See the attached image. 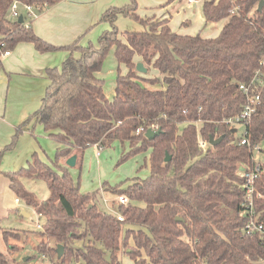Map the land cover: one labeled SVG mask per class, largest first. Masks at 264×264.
I'll use <instances>...</instances> for the list:
<instances>
[{
	"label": "trees",
	"instance_id": "trees-1",
	"mask_svg": "<svg viewBox=\"0 0 264 264\" xmlns=\"http://www.w3.org/2000/svg\"><path fill=\"white\" fill-rule=\"evenodd\" d=\"M14 1L43 8L60 0H0V34L6 43L1 46L0 41V56L21 42L33 43L41 53L68 52L60 67L46 70L50 82L40 106L0 149L1 160L32 121L64 145L51 163L35 152L16 171L0 169L17 198L44 218L39 233L45 239L36 245L39 253L54 264H124L125 256L132 264H261L264 237L242 230L248 220L242 206L243 173L254 166V147L264 141L261 0H203L207 23L226 20L215 37L173 31L167 18L141 17L137 0H129L126 6H113L102 14L101 21L110 29L100 35L99 46L81 44L82 37L69 45L48 42L31 23L27 26L9 17ZM120 14L142 29L120 32L116 23ZM112 47L127 71L119 68L115 95L108 98L98 73ZM138 62L144 63L146 73H139ZM257 72L262 84L251 90L260 95V102L245 123L249 144H244L243 135L237 136L236 126L227 120L238 115L246 102L240 84H250ZM152 126L161 133L150 139L146 132ZM139 128L143 130L138 132ZM221 136L218 144L210 143L211 137ZM116 140L130 147L122 162L150 150L149 174L82 192L61 159L78 157L90 146L109 147ZM200 140L207 146L202 147ZM22 177L44 179L50 188L48 198L40 200ZM255 185L260 194L255 209L264 223V172ZM103 193L124 195L129 201L119 202L111 212L100 206ZM178 216L184 220L178 221ZM20 235L19 230H3L9 251L19 248L10 239ZM84 239L88 241L83 246L74 245ZM59 245L64 246L61 257ZM0 264L17 263L0 250Z\"/></svg>",
	"mask_w": 264,
	"mask_h": 264
},
{
	"label": "rangeland",
	"instance_id": "rangeland-1",
	"mask_svg": "<svg viewBox=\"0 0 264 264\" xmlns=\"http://www.w3.org/2000/svg\"><path fill=\"white\" fill-rule=\"evenodd\" d=\"M128 1L129 0H117L116 2L115 0L113 3H116V5H114L115 7H124L128 4ZM176 2H180V0H177ZM181 2L182 3L178 7L179 11L175 10L171 18V25L174 27L173 31L186 28L187 26L183 24V21L185 18H188L191 19V25H189L190 27L187 30L192 31L193 34L203 33L209 37H214L215 35L219 34L220 24H218L216 27H206L204 20L202 21L201 17L199 18V14H201V12L204 15L203 0H197L192 4V6H188L189 3L187 0H182ZM137 3L138 14L141 15V17L146 18L145 16H150V14L153 13L151 12L150 3H152V5H154L156 8H161V5L165 3V1L137 0ZM102 11V13H104L105 10ZM9 17L11 18V16ZM116 23L120 32H123L127 29L139 30L140 27H142L137 21L121 14L118 16ZM93 28L94 30L92 34L87 35L86 37L84 36V38L81 40V42H85L84 45L99 46V37L105 30L110 29V24L101 21L100 17V19L94 24ZM115 50L116 48L112 47V49L109 51L103 62L102 70L100 71V77L105 80L104 90L105 94L109 95L108 98H113L114 96L119 68L122 73H126L127 71L124 64L119 65L115 56ZM155 71V69H152L150 71L151 75H155ZM6 119L10 120V117L8 116ZM37 126L40 125L37 124ZM244 131V125H236L237 136H241ZM38 133H40L38 130H34V132L31 131V134L29 135L32 138L34 136L35 145L40 149V151L41 149L43 150L41 152L38 150L40 157H44L45 160L51 163L52 160L55 159L56 152L58 150L54 142L55 140L53 141L49 138L43 139L41 137L44 135H36ZM21 135L19 136L17 142H19ZM10 142L11 139L8 143ZM19 148L23 154L27 150L26 144L23 143L19 145ZM129 149L130 147L128 142L122 143L121 141L116 140L109 147L99 148L97 146H90L83 151H79L76 165L74 166L67 164L68 158H62L60 163L66 167L68 172L74 178L75 182L80 186V190L82 192H91L101 188L105 182H108L110 185H116L135 176L143 178L149 174L150 169L148 166H146V161L149 159L150 150L140 152L122 162L121 158L123 153L127 152ZM263 149L264 141L253 150L254 160L262 164H264ZM11 150H7L0 160V169L2 171H16L21 166H26L28 163L27 161L32 158L29 156L24 160L25 162L23 165L19 164V159L16 157L15 153H11ZM6 167L7 169H4ZM0 178L4 177L1 176ZM21 181L25 187L28 190L33 191L40 200H45L50 195L49 185L42 178L22 177ZM117 199L118 195L103 193L102 197H100V206L111 212H116L117 204L119 203ZM140 204L144 205L145 203L140 202ZM23 212H26L29 215H25ZM43 222L44 218L39 215L32 206L27 205L24 200L18 199V202H16L15 195L12 193V191L10 189H6L5 193L0 196V250L7 254L10 261L16 262L17 264H54L50 261L49 257L39 253L36 248V245L45 239L39 233V231L42 229ZM38 224H41V227H38ZM4 229H14L21 232V235L18 238L10 239L12 244L18 245V249L13 248L9 251L8 244L3 238ZM87 241L88 239L76 240L74 245L83 246L87 243ZM26 257L27 259L24 260ZM124 264H132V261L128 256L124 257Z\"/></svg>",
	"mask_w": 264,
	"mask_h": 264
},
{
	"label": "crops",
	"instance_id": "crops-1",
	"mask_svg": "<svg viewBox=\"0 0 264 264\" xmlns=\"http://www.w3.org/2000/svg\"><path fill=\"white\" fill-rule=\"evenodd\" d=\"M161 1H165L161 5V8H156L150 3L151 12L153 13L145 17L167 18L170 27L174 30V27L171 25V18L175 10L179 11L178 7L182 3V0L180 2H176L177 0H175L171 4H167L168 0ZM196 1L189 2L187 0L191 4H188V6H192ZM113 2L115 0H60L53 6L44 7L38 17L32 20L31 25L34 31L48 42L55 45H69L80 37L83 39L84 36L91 35L94 30V24L100 19L101 14H103L102 10L116 5ZM200 17L202 21L204 20L206 27H216L220 24L219 33L226 22V20H222L216 23H207L202 12L199 14ZM183 24L187 27L176 31L181 34L194 35L192 31L187 30L190 27L189 25H191V19L185 18ZM201 34L203 37H209L203 33ZM81 44H85V42H81ZM67 56L68 52L65 50L41 53L37 51L33 43L21 42L11 51L10 55L0 57V149L9 144L10 139L12 140V136L16 132V127L23 123L40 106L50 82L46 70L51 67H60ZM139 59V56L135 57L136 61ZM98 76H100V72ZM8 116L10 120L6 119ZM37 124L40 126H37ZM33 129L40 132L36 135H44L41 138L52 139L42 124L35 123V121L29 122L24 127L19 142L11 150V153H15L19 159V164L23 165L26 158L29 156L32 157L35 152L38 153V150L40 151L35 145L34 136L32 138L29 135L31 131L34 132ZM54 142L56 148L64 146L62 143ZM21 143L27 146L24 154L19 148ZM41 151L43 150L41 149ZM41 158L48 162L44 157L41 156ZM4 169H7V167ZM1 176L4 178H0V196L5 193L6 189H10L8 178L3 174H0ZM12 193L15 195V201L18 202L16 194L13 191Z\"/></svg>",
	"mask_w": 264,
	"mask_h": 264
},
{
	"label": "built area",
	"instance_id": "built-area-1",
	"mask_svg": "<svg viewBox=\"0 0 264 264\" xmlns=\"http://www.w3.org/2000/svg\"><path fill=\"white\" fill-rule=\"evenodd\" d=\"M194 0H189V2H193ZM47 4H44L43 8L46 7ZM41 6H34V5H21L18 1H14L11 8H10V16L12 19L18 20L21 15H23L24 22H26V25L29 26L32 20L36 19L39 15V13L43 9ZM0 41L1 46H5V40L3 39V36L0 34ZM12 50H6L4 51L0 57L7 56L11 54ZM260 72H257L255 77H253L250 84L241 83L240 88L244 91L246 94V102L243 105V108L241 112L238 115L230 117L227 121L236 126L238 124H242L245 126V123L249 118L252 116V114L255 112L258 103L260 102V95L252 93L251 86L255 84H262V79L259 77ZM153 130H158L157 126H152ZM143 130V128H139L138 132ZM246 128L242 138V143L249 144V139L247 136ZM200 144L202 147H206L208 142L205 140H200ZM258 147L255 146L254 149ZM264 172V164L259 163L255 161L254 166L243 173L244 182L242 184V188L245 192V200L242 204L245 214L248 216V220L244 227L242 228L243 232L246 234H260L264 237V223L259 221V218L256 213L255 209V198L259 197L260 194L256 190L255 180L257 176ZM108 201V200H106ZM118 202L126 204L129 199L128 197L121 195L118 196L117 199ZM119 219H123L121 215H119ZM38 227H41V224H38ZM206 264V263H202ZM261 264H264V260L261 261Z\"/></svg>",
	"mask_w": 264,
	"mask_h": 264
},
{
	"label": "water",
	"instance_id": "water-1",
	"mask_svg": "<svg viewBox=\"0 0 264 264\" xmlns=\"http://www.w3.org/2000/svg\"><path fill=\"white\" fill-rule=\"evenodd\" d=\"M263 4H264V0H261L260 4H259V9H261L263 7ZM18 21L20 23H23L24 22V18H23V15H21L18 19ZM137 70L140 72V73H146L148 71V69L145 67L144 63L143 62H138L137 63ZM161 133V129H158V130H153V129H148L147 132H146V135L148 138L150 139H153L155 136H157L158 134ZM223 139V136L219 137V138H214V137H211L210 138V143L212 145H216L218 144L221 140ZM171 159V157L169 155H167L166 157V161H169ZM76 160H77V155H72L68 158L67 160V164L70 165V166H74L76 165ZM23 214L25 215H29L28 213H24ZM178 221H182L184 220L182 217H177L176 218ZM63 251H64V246L63 245H59L58 248H57V252H58V255L61 257L62 254H63ZM26 258H24V260H26Z\"/></svg>",
	"mask_w": 264,
	"mask_h": 264
}]
</instances>
